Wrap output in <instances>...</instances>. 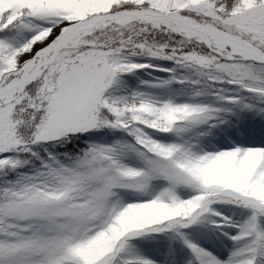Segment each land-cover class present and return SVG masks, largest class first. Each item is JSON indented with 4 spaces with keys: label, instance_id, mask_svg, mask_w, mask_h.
<instances>
[{
    "label": "snow or ice",
    "instance_id": "1",
    "mask_svg": "<svg viewBox=\"0 0 264 264\" xmlns=\"http://www.w3.org/2000/svg\"><path fill=\"white\" fill-rule=\"evenodd\" d=\"M0 264H264V0H0Z\"/></svg>",
    "mask_w": 264,
    "mask_h": 264
}]
</instances>
